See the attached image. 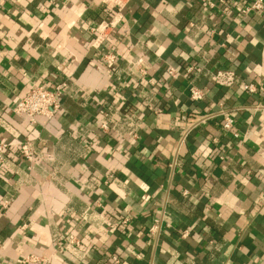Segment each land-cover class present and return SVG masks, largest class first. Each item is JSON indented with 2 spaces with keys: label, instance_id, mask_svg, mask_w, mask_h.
<instances>
[{
  "label": "crops",
  "instance_id": "0c3cea01",
  "mask_svg": "<svg viewBox=\"0 0 264 264\" xmlns=\"http://www.w3.org/2000/svg\"><path fill=\"white\" fill-rule=\"evenodd\" d=\"M251 1L227 0L224 14L208 0H131L97 47L102 0H0V264H111L113 253L123 264H264V90L242 87L264 83V8L240 12ZM220 68L237 72L232 87L215 83ZM59 83L53 117L14 112L29 88Z\"/></svg>",
  "mask_w": 264,
  "mask_h": 264
},
{
  "label": "built area",
  "instance_id": "2783aa9c",
  "mask_svg": "<svg viewBox=\"0 0 264 264\" xmlns=\"http://www.w3.org/2000/svg\"><path fill=\"white\" fill-rule=\"evenodd\" d=\"M52 1V0H48ZM106 11L110 14L108 18L101 20L97 25H95L90 31L94 35L93 45L100 47V45L111 36V34L116 30L118 24L123 19V11L127 4L131 0H102ZM208 4L211 8L220 7L221 12L228 14L230 11V5L227 4V0H208ZM264 8V0H253L250 3L242 6L240 12L242 14H249L251 12L260 11ZM103 59L108 64H114L117 61V55L113 52H107L103 54ZM138 62H142L139 59ZM196 69L195 65H188L186 68V73L189 74ZM170 74H174L175 70L170 69ZM215 83L220 87H232L238 79V74L234 69L230 68H220L217 69L214 75ZM151 83L154 81L151 79ZM66 83H59L55 87L50 88L45 85H36L31 88L16 102L13 107L14 112L17 115L27 118L31 122H36L39 116L53 117L57 114L61 108L60 95L62 94ZM242 87L245 91L254 93L259 90H264V83H254V82H244ZM190 98L192 100H201L205 95L203 88L192 85L190 88ZM160 109H158L159 111ZM224 115L223 127L227 131H233L237 136L238 133L234 130V118L227 114L224 110L220 111ZM212 113L204 114L198 121H194L193 125H198L199 122L206 120L211 117ZM182 119H187V115H182ZM103 129H107L108 123L103 122L101 124ZM7 142H0V167L5 163L6 156L5 151L8 149ZM19 154L23 160L31 163L35 157L34 147L31 141H23L19 144ZM259 155L264 158V147L259 148ZM8 204V200L5 202V206ZM131 221L130 216L122 217L120 220V225L127 224ZM160 223L155 221V223L150 228L152 233L159 231ZM189 234L188 230H184L182 235L187 236ZM66 240L72 245H79L80 240L74 234H69L65 237ZM34 260V257H26L22 260V263L26 264ZM111 264H123V260L120 254L113 253L110 259Z\"/></svg>",
  "mask_w": 264,
  "mask_h": 264
}]
</instances>
